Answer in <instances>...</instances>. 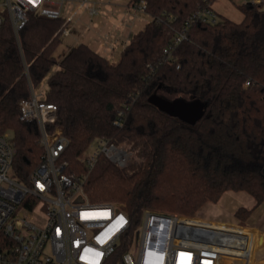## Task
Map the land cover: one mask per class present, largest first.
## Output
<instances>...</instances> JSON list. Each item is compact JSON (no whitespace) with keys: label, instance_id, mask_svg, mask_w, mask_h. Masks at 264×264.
I'll use <instances>...</instances> for the list:
<instances>
[{"label":"trees","instance_id":"16d2710c","mask_svg":"<svg viewBox=\"0 0 264 264\" xmlns=\"http://www.w3.org/2000/svg\"><path fill=\"white\" fill-rule=\"evenodd\" d=\"M215 1L130 0L152 18L117 62L87 43L57 55L64 16L33 15L19 38L10 23L0 28V135L12 134L20 179L43 151L38 124L20 119L21 102L46 83L43 100L57 104L69 139L64 171L88 175L91 202L117 201L134 229L146 209L195 215L227 191L247 192L255 206L234 213L247 223L264 202V3L241 4V21L196 19L171 57L163 55L176 31ZM153 94L200 99L205 114L186 123L150 103ZM100 137L127 146L133 159L120 167L100 155L89 170L82 155Z\"/></svg>","mask_w":264,"mask_h":264},{"label":"built area","instance_id":"2783aa9c","mask_svg":"<svg viewBox=\"0 0 264 264\" xmlns=\"http://www.w3.org/2000/svg\"><path fill=\"white\" fill-rule=\"evenodd\" d=\"M66 1L74 4L69 16H64ZM95 3L0 0V28L10 23L19 38L33 15L64 16L69 25L84 7L97 14ZM134 6L146 12L144 4ZM196 19L219 20L212 6L199 8L164 48L166 60ZM68 25L62 34H70ZM44 94L32 87V97L21 102L20 119L38 124L43 148L41 163L26 180L14 168L12 134L0 135V264H264V255L258 254L264 250V234L253 226L146 209L132 229L129 214L117 202H91L84 186L88 175L64 171L68 162L61 156L69 139L58 123L57 104L43 100ZM100 155L120 167L133 157L127 146L100 137L85 158L89 170Z\"/></svg>","mask_w":264,"mask_h":264},{"label":"rangeland","instance_id":"374dc122","mask_svg":"<svg viewBox=\"0 0 264 264\" xmlns=\"http://www.w3.org/2000/svg\"><path fill=\"white\" fill-rule=\"evenodd\" d=\"M95 2L98 11L97 14L92 16L89 8L84 7L76 13L71 23L69 22L68 27L71 32L68 35L62 34V40L56 50L57 55H64L74 45L87 43L94 48L96 47L100 52L105 51V53H108L111 61L117 62L120 59L125 41L129 40V29L132 30V33L137 32L152 18L149 13L139 11L136 6L132 4L128 6L127 3L129 0H120L121 4H116L115 0H95ZM241 4V1L235 0H216L213 8L217 11L219 19L226 17L234 21H241L243 19V13L239 8ZM73 10L74 4L70 1H66L64 16H69ZM125 38L127 39L125 40ZM102 43H104V45H102ZM42 90L44 93L48 90V85L46 83L35 89L38 94H40ZM93 152L94 146H90L82 156L86 157ZM132 159L133 157L131 160ZM254 204V198L247 192L229 191L224 194L220 202H218L220 207H215L213 210L207 212V214L205 213L204 216L201 214V211L193 216H201L218 221L239 222L235 220L234 213L236 209L242 205L253 206ZM160 211L174 212L169 210ZM244 225L253 227L259 226L264 229V202L255 209L251 219L247 223H244ZM255 231L259 233L257 228ZM258 254L264 255V250H260Z\"/></svg>","mask_w":264,"mask_h":264},{"label":"water","instance_id":"95a60500","mask_svg":"<svg viewBox=\"0 0 264 264\" xmlns=\"http://www.w3.org/2000/svg\"><path fill=\"white\" fill-rule=\"evenodd\" d=\"M149 101L161 111L173 117H178L189 124L198 122L206 111V104L200 99H185L183 97L168 99L153 94L149 97Z\"/></svg>","mask_w":264,"mask_h":264},{"label":"crops","instance_id":"0c3cea01","mask_svg":"<svg viewBox=\"0 0 264 264\" xmlns=\"http://www.w3.org/2000/svg\"><path fill=\"white\" fill-rule=\"evenodd\" d=\"M94 2H95V0H93ZM116 2V4H121V2H120V0H115ZM235 1H241V3L243 4L244 3V1L243 0H235ZM247 2H256V3H259V2H262V3H264V0H247ZM127 5L128 6H131V3H130V0H129V2L127 3ZM214 6V3L212 4V7ZM214 9V8H213ZM214 11H215V13L218 15V13H217V11L214 9ZM135 33V32H134ZM128 34H129V40H130V37H131V35L133 34L132 33V30L131 29H129V32H128ZM127 38H125V40H126ZM129 40L128 41H125V44H124V46L129 42ZM102 45H104V43H102ZM94 48V47H93ZM94 49H96V47L94 48ZM97 51H99L98 49H96ZM100 52V51H99ZM103 52V51H102ZM102 52H100V53H102ZM103 55H105V56H107L108 58H109V56H108V53H105V51L102 53ZM227 192H229V191H227ZM226 192V193H227ZM225 193V194H226ZM222 199V198H221ZM220 199V200H221ZM255 200V199H254ZM218 202H220V201H218ZM218 202L217 203H212V202H209V203H207L202 209H201V214L204 216V214L206 213L207 214V212H209V211H211V210H213L215 207H218L219 205H218ZM255 204H256V201H255ZM255 204L253 205V206H246V205H242V206H246V207H248V208H252V207H254L255 206ZM220 207V206H219ZM205 218V217H204ZM210 219V218H209ZM255 228H257L261 233H263L264 234V229L263 228H261V227H259V226H254ZM257 232V231H256Z\"/></svg>","mask_w":264,"mask_h":264}]
</instances>
